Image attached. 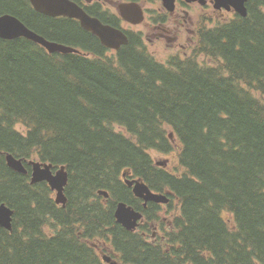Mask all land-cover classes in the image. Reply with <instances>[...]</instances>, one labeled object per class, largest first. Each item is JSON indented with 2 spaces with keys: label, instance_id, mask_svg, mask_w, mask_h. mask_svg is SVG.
Masks as SVG:
<instances>
[{
  "label": "trees",
  "instance_id": "16d2710c",
  "mask_svg": "<svg viewBox=\"0 0 264 264\" xmlns=\"http://www.w3.org/2000/svg\"><path fill=\"white\" fill-rule=\"evenodd\" d=\"M247 7L163 64L134 35L111 51L76 20L0 0V16L81 51L0 38V204L14 211L13 230L0 226V264H106L101 243L124 264H264V0ZM175 146L181 172L159 168L151 152ZM7 154L65 166L66 207ZM124 173L178 201L164 241L116 222L118 203L137 207Z\"/></svg>",
  "mask_w": 264,
  "mask_h": 264
},
{
  "label": "water",
  "instance_id": "95a60500",
  "mask_svg": "<svg viewBox=\"0 0 264 264\" xmlns=\"http://www.w3.org/2000/svg\"><path fill=\"white\" fill-rule=\"evenodd\" d=\"M176 0H163L164 6L169 11L175 9ZM187 3L199 1L205 5V0H185ZM217 9L233 7L243 17L247 16L246 3L248 0H213ZM33 8L40 14L56 18L66 17L78 20L82 28L94 36L98 37L101 43L109 48L119 51L122 46L128 45L129 39L127 35L120 29L103 24L98 18L87 14L78 4L71 0H30ZM119 12L122 18L133 23L139 24L144 20L142 7L137 3H126L119 6ZM0 38L4 40H15L18 38H25L30 40L43 48L50 54H73L81 53L78 49L65 46L59 43L50 42L41 35L29 29L17 17L12 15L0 16ZM6 161L9 168L14 171L27 174V169L22 160L16 159L13 155L7 154ZM32 166V184L47 182L52 191L56 194V203L66 207L68 202L66 196V188L69 183V174L65 167H61L56 173L52 171V164L40 163L31 161ZM126 177V174H124ZM125 184L132 188L136 197L148 201L168 202V198L162 195H156L151 192L149 187L139 180H125ZM99 195L109 198L107 191H100ZM14 211L6 204H0V226L8 231L13 230ZM115 218L117 223L122 225L130 232L135 231L142 220L143 214L136 211L126 203L120 202L117 204L115 211ZM104 261L108 264H119L113 261L112 258L104 256Z\"/></svg>",
  "mask_w": 264,
  "mask_h": 264
},
{
  "label": "flooded vegetation",
  "instance_id": "af4514ba",
  "mask_svg": "<svg viewBox=\"0 0 264 264\" xmlns=\"http://www.w3.org/2000/svg\"><path fill=\"white\" fill-rule=\"evenodd\" d=\"M117 1L123 2L125 0H117ZM154 1L155 0H151V3H153ZM79 4L85 9H89L91 11L95 10L99 12L101 16L109 15L110 12H112V9L113 8L117 9V6H118L115 0H79ZM197 5L198 4L183 3L181 0H177L175 12L169 13L166 10H164L166 11L165 14L158 13V15H152L148 13L151 11V9H146V10L144 9L145 10V21L144 22H146L149 29L158 30V33L153 34V37H155L157 41H165L170 46H176V44H178L177 43L178 37H177V34H174L170 30L169 23H173V22L176 23L177 21H180L179 18L182 19V21H180L181 25L186 23L185 18L189 16L188 10L192 6H197ZM179 7L184 8L183 10H181V12L183 11L184 13H186L187 17H185V15L182 16L181 13L178 12ZM202 9L211 11L212 14L210 16L206 15V17L208 18V23H205L203 25H198L196 21V23L194 24L195 26H193L194 30H192V36L190 38L189 44H196L197 37H201L200 34L203 33L204 31L214 30L218 27L219 24H222V23L226 25L230 24L233 21L232 18L235 17L236 15L235 11L233 10L230 11V10H225V9H222V10L214 9V6L211 0H207V5L202 7ZM157 11L155 10V12ZM209 21L213 22V26L211 27L209 26ZM123 24L124 23H122V21H119V20L117 21V25L120 28H123L122 27ZM123 29L127 32L128 36L134 35L136 39H140L142 44L147 46L145 38H144V33L142 32L139 33V32H136L130 29L128 30L126 28H123ZM181 48L185 49L183 45H181ZM152 192L157 195H166L169 199V202L168 203L156 202V201L146 202L145 200L134 196L136 200V204H137V207H136L137 211L141 212L144 217L142 220V223L140 222L137 228V232H141V230H146L148 232L147 234H144L146 238H148L152 242H158V240L160 239L162 241L166 239L167 233L169 231L167 227H171L172 225L167 215H171L173 219L175 211L179 207V205L177 203V200L173 197L172 193L169 191L162 193L160 191L153 189ZM164 217L168 219V223H165ZM150 220L152 221L150 222ZM151 229L153 232L149 234V232H151L150 231ZM104 249L108 250V249H111V247L105 246ZM112 251H113V248H112ZM100 253L102 252L100 251Z\"/></svg>",
  "mask_w": 264,
  "mask_h": 264
},
{
  "label": "rangeland",
  "instance_id": "374dc122",
  "mask_svg": "<svg viewBox=\"0 0 264 264\" xmlns=\"http://www.w3.org/2000/svg\"><path fill=\"white\" fill-rule=\"evenodd\" d=\"M117 4H120V1H117ZM109 5V4H108ZM143 6V9H151L150 14L152 15H158L159 14H165L166 11H164L165 9L163 8L162 2L160 0H155L153 3H151V1L146 0L144 2H142L141 4ZM161 9V10H160ZM184 8L179 7L178 8V12L181 13V15H185L186 13H184L183 11L181 12V10H183ZM144 10V11H145ZM155 10L157 12H155ZM113 12H117V10L115 8L112 9ZM154 11V12H153ZM189 16L187 18H185L186 23L182 24L180 23V21H182L181 18H179L180 21H177L176 23H169L170 26V30L174 33L177 34L178 37V41L176 44V46H170L167 42L165 41H157L155 37H153V34L158 33V30H151L148 28L146 22H143L141 25H131V24H127L125 22H123V28L126 29H130L139 33H144V38L147 44V48L154 53V55L157 57V59L161 62H165L171 55L174 54H182L184 55V53H188V55L192 54V50L194 47V44H189L190 43V38L192 36V30H194L195 26L194 24L203 21L202 16L203 15H211L212 12L208 11V10H203L201 8L200 5L197 6H192L189 10ZM153 12V13H152ZM208 23V21L206 22ZM200 24V23H199ZM216 24V23H215ZM209 26H213V22L209 21ZM181 45H183L185 47V49L181 48ZM180 150L178 149V147L175 146L174 150H172V152L168 155H163L160 154L158 152H151V156L157 161V162H161V163H167L168 169L169 170H174L175 168L181 172V167L180 165H178V152ZM53 199L56 198L55 195L52 194ZM179 205V203H178ZM177 210H179V207L177 208ZM179 213L175 212L174 216H177ZM169 220L172 222V216L171 215H167ZM173 216V217H174ZM228 217V216H227ZM165 219V223H168V219H166V217H164ZM168 230H170V227H167ZM47 232L52 235V233H54V230L52 232V228L50 226L47 227ZM101 246V250L102 248H105V244H100ZM105 250V249H104ZM105 251H107L106 253H102L103 254H108L111 256H115V253L112 251L111 249H106Z\"/></svg>",
  "mask_w": 264,
  "mask_h": 264
},
{
  "label": "bare ground",
  "instance_id": "6f19581e",
  "mask_svg": "<svg viewBox=\"0 0 264 264\" xmlns=\"http://www.w3.org/2000/svg\"><path fill=\"white\" fill-rule=\"evenodd\" d=\"M176 247V246H175Z\"/></svg>",
  "mask_w": 264,
  "mask_h": 264
}]
</instances>
